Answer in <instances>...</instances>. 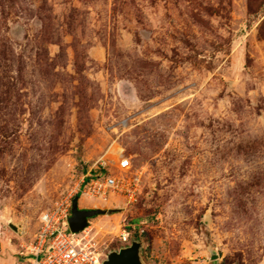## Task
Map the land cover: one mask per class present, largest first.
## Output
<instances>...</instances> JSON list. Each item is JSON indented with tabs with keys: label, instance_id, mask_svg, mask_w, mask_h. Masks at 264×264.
<instances>
[{
	"label": "rangeland",
	"instance_id": "1",
	"mask_svg": "<svg viewBox=\"0 0 264 264\" xmlns=\"http://www.w3.org/2000/svg\"><path fill=\"white\" fill-rule=\"evenodd\" d=\"M76 199L103 261L264 264V0H0V258Z\"/></svg>",
	"mask_w": 264,
	"mask_h": 264
},
{
	"label": "built area",
	"instance_id": "2",
	"mask_svg": "<svg viewBox=\"0 0 264 264\" xmlns=\"http://www.w3.org/2000/svg\"><path fill=\"white\" fill-rule=\"evenodd\" d=\"M119 168L129 170L131 160L123 158ZM120 181L110 175L96 174L90 177L84 195L93 199H106L110 193L121 188ZM71 208L66 201H58L54 209L43 214L41 226L28 252L18 258L16 264H103L93 248L86 231L73 233L69 227ZM122 242H129L128 233H123Z\"/></svg>",
	"mask_w": 264,
	"mask_h": 264
},
{
	"label": "water",
	"instance_id": "3",
	"mask_svg": "<svg viewBox=\"0 0 264 264\" xmlns=\"http://www.w3.org/2000/svg\"><path fill=\"white\" fill-rule=\"evenodd\" d=\"M113 212L109 211L110 214ZM106 213V211L99 209H80L79 201L76 199L72 205L69 227L73 233H81L88 227L90 219ZM141 248V243L133 242L128 247L122 248L119 252H112L103 264H144L140 254ZM215 259H217V256L213 257V260Z\"/></svg>",
	"mask_w": 264,
	"mask_h": 264
},
{
	"label": "crops",
	"instance_id": "4",
	"mask_svg": "<svg viewBox=\"0 0 264 264\" xmlns=\"http://www.w3.org/2000/svg\"><path fill=\"white\" fill-rule=\"evenodd\" d=\"M1 261H4L5 264H16V262L18 261V258H11V259L0 258V264H1Z\"/></svg>",
	"mask_w": 264,
	"mask_h": 264
},
{
	"label": "bare ground",
	"instance_id": "5",
	"mask_svg": "<svg viewBox=\"0 0 264 264\" xmlns=\"http://www.w3.org/2000/svg\"><path fill=\"white\" fill-rule=\"evenodd\" d=\"M16 230V229H15ZM80 234H82V233H80Z\"/></svg>",
	"mask_w": 264,
	"mask_h": 264
}]
</instances>
